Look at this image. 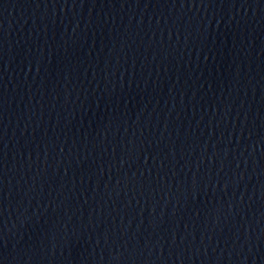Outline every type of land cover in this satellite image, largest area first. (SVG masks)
I'll list each match as a JSON object with an SVG mask.
<instances>
[{
	"label": "water",
	"instance_id": "obj_1",
	"mask_svg": "<svg viewBox=\"0 0 264 264\" xmlns=\"http://www.w3.org/2000/svg\"><path fill=\"white\" fill-rule=\"evenodd\" d=\"M0 264H264V0H0Z\"/></svg>",
	"mask_w": 264,
	"mask_h": 264
}]
</instances>
